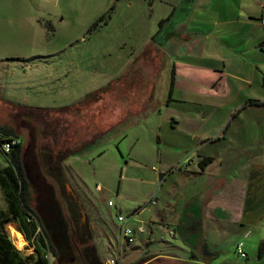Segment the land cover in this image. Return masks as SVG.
Returning <instances> with one entry per match:
<instances>
[{"label": "rangeland", "instance_id": "rangeland-1", "mask_svg": "<svg viewBox=\"0 0 264 264\" xmlns=\"http://www.w3.org/2000/svg\"><path fill=\"white\" fill-rule=\"evenodd\" d=\"M111 4L109 0H0V136L3 131L12 134L20 145L19 164L28 183L29 207L38 216L44 213L47 222H51V215L58 214L73 231L69 236L71 244H78H72L75 255L66 254L59 264H92V257L86 251L81 253L72 222L79 223L88 235L87 245L99 264L118 259L119 211L124 216L136 207H142L140 211L165 208L171 179L162 173L166 179L159 180V174L179 157L171 144L177 141L192 145L182 140L178 130L175 134L177 126L195 129L202 125L206 132L213 133L230 118L225 119L218 108L225 101L211 96L183 102L173 99L170 107L164 108L166 113L157 115L146 108L145 97L141 99L148 87H140V94L138 90L129 94L135 87L123 83L134 79L136 73L129 74L121 86L115 85L105 95L110 82L124 77L128 69L137 67V73L141 71L132 60L147 32L155 28L150 26L148 9L139 13V9L130 11L120 4L106 25L102 23L97 31L86 34L92 21ZM46 23H51L53 29H46ZM73 63L82 70L68 66ZM227 69L231 70L229 66ZM161 72L160 80H166L164 84L159 82V91L166 96L167 67ZM247 74L245 70L243 75ZM80 100L85 101L82 106L75 105ZM66 104L74 105L66 111L35 110ZM202 114L210 117L204 122ZM230 126L228 131L238 124ZM195 157V151H188L175 167L184 162L187 165ZM6 164L0 153V169ZM150 197H157V206L145 208ZM108 202L113 207H108ZM0 209H5L1 191ZM144 220L145 230L151 229V240L146 235L125 245L121 264H142L170 254L178 261L157 258L144 264H183L181 260L193 264L186 259L187 246L169 236L167 226L152 227L146 223L148 219ZM11 229L19 231L15 224L6 227L16 250L23 256L33 254L20 232L23 244L17 246ZM54 240L58 242L56 236ZM225 260H213L211 264H251L256 258L253 252L248 259L231 252Z\"/></svg>", "mask_w": 264, "mask_h": 264}, {"label": "crops", "instance_id": "crops-1", "mask_svg": "<svg viewBox=\"0 0 264 264\" xmlns=\"http://www.w3.org/2000/svg\"><path fill=\"white\" fill-rule=\"evenodd\" d=\"M263 1L109 0L115 9L120 4L130 11L139 9V13L148 9L150 26L155 25V28L147 32L146 40L137 47V56L132 60L141 71L137 73V67H132L124 77L115 76L118 79L110 82L105 95L115 85L123 83L135 87L129 94L148 87L141 99L145 97L146 108L161 116L173 99L183 102L192 97L211 96L225 101L221 103L226 108L222 104L218 108L225 113V119L230 118L226 125L222 122L217 131L206 132L202 125L195 129L178 126L175 129V134L178 130L182 140L192 145L177 141L171 144L179 157L159 174V180L171 179L165 208L140 211L142 207H136L124 216L118 213L128 219L127 226L131 229L143 230L137 238L144 239L147 235L151 240L152 232L145 230L144 219H148L146 223L152 227L167 226L173 231L172 236L169 231L168 235L179 238L187 246L186 259L193 264H211L213 260L223 263L231 252L235 254L237 243H243L246 259L253 252L256 260L251 264H262L258 247L264 242V106L259 105L264 104V27L260 24L264 17ZM68 66L82 70L74 63ZM163 67H167L169 73L166 96L159 91V82L164 84L166 80V77L160 80ZM245 70L247 75H243ZM132 73H136V77L122 83ZM229 103H233L232 106H228ZM207 117L210 116L201 115L204 122ZM231 123L238 126L228 131ZM158 130L160 132L161 127L158 126ZM188 151H195V161L175 167ZM207 158L209 162L200 168L199 162ZM162 173H167L166 178ZM155 200L157 202V197ZM181 226L185 235L194 233L201 238L195 248L176 233ZM204 243L217 254L215 259L201 256ZM157 258L178 261L171 254L146 261ZM180 262L186 264L185 260Z\"/></svg>", "mask_w": 264, "mask_h": 264}, {"label": "trees", "instance_id": "trees-1", "mask_svg": "<svg viewBox=\"0 0 264 264\" xmlns=\"http://www.w3.org/2000/svg\"><path fill=\"white\" fill-rule=\"evenodd\" d=\"M114 9L115 5L113 4L105 14L101 15L97 20L90 24L86 30V34L91 31L94 32L102 25V23L104 24L106 21H109ZM45 28L52 30L53 26L51 23H46ZM32 59L34 58H31V60ZM84 102L85 101L80 100L75 105L82 106V103ZM73 105L74 104L63 105L61 108L57 109L37 108L35 110L66 111ZM259 105L264 106V104ZM1 135L3 136H0V153L5 157L7 164L4 168L0 169V191L5 202V209H0V264H55V261L59 264V262L64 261L66 254L75 255L76 247L74 246H77L78 244L72 242L73 246L69 236V232L72 233L73 231H71L70 225L63 223L58 214L51 215V222H47L44 213H40L38 216L35 211L29 207L26 198L28 183L19 164L18 153L20 145L15 139L16 137H13L12 134H8L3 131ZM7 140L14 141L15 144L12 146L11 151L8 154H5L1 150V144ZM209 160L210 159L208 158L202 159L199 162V167H204L205 163L209 162ZM98 191H100V189ZM150 199L154 200V204L150 203ZM150 199L144 204L145 207L157 205L154 197H151ZM51 216L49 215V218ZM9 224H15L17 226L18 231L23 235L25 241L33 249V254L23 256L21 252L16 250L6 232V227ZM71 226L74 228L73 230H75L74 233L76 239L78 236V241L82 248V255L87 252L88 257H92V264H99L95 255L92 256V249L87 245L88 235L81 231L79 223L73 224L72 222ZM176 233L186 239L187 244H191V248H195L197 242L201 239L196 237V234L194 235V233H190L188 236L185 235L183 226H181L180 229H176ZM52 236L57 237V245ZM125 245L128 246L127 244ZM201 256L203 258L215 259L217 254L210 251L204 243L201 246ZM258 259L262 264H264V242L258 247Z\"/></svg>", "mask_w": 264, "mask_h": 264}, {"label": "built area", "instance_id": "built-area-1", "mask_svg": "<svg viewBox=\"0 0 264 264\" xmlns=\"http://www.w3.org/2000/svg\"><path fill=\"white\" fill-rule=\"evenodd\" d=\"M260 24L262 27H264V17L261 18L260 20ZM15 144L14 141H5L1 144V150L3 153L8 154L11 149L12 146ZM99 190V188H98ZM150 203L154 204V200L150 199ZM108 206H112V203H108ZM127 218L119 215L117 217V221L121 224L120 228H119V248H120V254L118 259H114V260H106L105 262H103L102 264H120L121 263V259H122V252L124 249L125 244H127L128 246L133 244L135 242V240L137 239V236H140L141 234H143V230L141 228H137V229H131L129 226H127ZM169 234L172 236L173 235V231H169ZM235 254L239 257V258H243L246 259V253L244 251V245L243 243H237L235 246Z\"/></svg>", "mask_w": 264, "mask_h": 264}, {"label": "bare ground", "instance_id": "bare-ground-1", "mask_svg": "<svg viewBox=\"0 0 264 264\" xmlns=\"http://www.w3.org/2000/svg\"><path fill=\"white\" fill-rule=\"evenodd\" d=\"M10 235L16 241L18 247H20L23 244V241L20 236L21 234L17 232L15 229H11Z\"/></svg>", "mask_w": 264, "mask_h": 264}, {"label": "flooded vegetation", "instance_id": "flooded-vegetation-1", "mask_svg": "<svg viewBox=\"0 0 264 264\" xmlns=\"http://www.w3.org/2000/svg\"><path fill=\"white\" fill-rule=\"evenodd\" d=\"M81 213V212H80ZM53 237V239H54V236H52ZM54 242H55V240H54ZM56 243V245H57V242H55Z\"/></svg>", "mask_w": 264, "mask_h": 264}]
</instances>
